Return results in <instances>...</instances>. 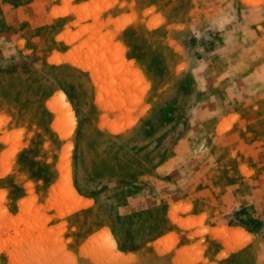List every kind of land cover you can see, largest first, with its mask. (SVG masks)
I'll return each instance as SVG.
<instances>
[{"label":"rangeland","instance_id":"rangeland-1","mask_svg":"<svg viewBox=\"0 0 264 264\" xmlns=\"http://www.w3.org/2000/svg\"><path fill=\"white\" fill-rule=\"evenodd\" d=\"M0 264H264V0H0Z\"/></svg>","mask_w":264,"mask_h":264},{"label":"bare ground","instance_id":"bare-ground-1","mask_svg":"<svg viewBox=\"0 0 264 264\" xmlns=\"http://www.w3.org/2000/svg\"><path fill=\"white\" fill-rule=\"evenodd\" d=\"M59 97H60V106H63L66 109L67 113H70L71 110H70V107H69V103L65 99L64 94H60ZM72 193L74 194L73 190H72Z\"/></svg>","mask_w":264,"mask_h":264}]
</instances>
